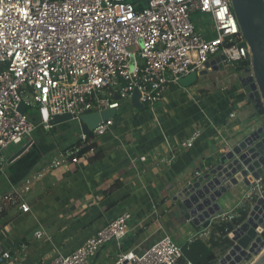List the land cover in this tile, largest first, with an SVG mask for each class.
Returning a JSON list of instances; mask_svg holds the SVG:
<instances>
[{
	"label": "crops",
	"instance_id": "crops-1",
	"mask_svg": "<svg viewBox=\"0 0 264 264\" xmlns=\"http://www.w3.org/2000/svg\"><path fill=\"white\" fill-rule=\"evenodd\" d=\"M230 68L170 84L154 112L124 101L95 152L81 155L78 164L51 165L77 140L79 132L69 133L66 122L49 131L38 127L12 161L24 146L7 148L0 175V255L7 251L10 257L0 264H42L68 255L124 213L131 215L126 236L107 242L90 264H115L118 254L142 253L164 235L183 249L199 240L220 259L230 241L215 228L249 213L251 187L240 183L228 190L218 201L221 213L197 230L173 198L198 171L209 170L245 134L264 125L238 82L242 72ZM29 116L39 122L38 114ZM192 137V146L181 148ZM13 193L29 206L28 213L3 200Z\"/></svg>",
	"mask_w": 264,
	"mask_h": 264
},
{
	"label": "built area",
	"instance_id": "built-area-1",
	"mask_svg": "<svg viewBox=\"0 0 264 264\" xmlns=\"http://www.w3.org/2000/svg\"><path fill=\"white\" fill-rule=\"evenodd\" d=\"M145 2L142 6L134 0H0V175L5 150L30 140L38 127L52 129L57 115H70L79 133L51 165L66 160L78 164L81 150L94 153L92 146L114 124L110 118L100 121L85 134L83 116L116 111L131 101L134 91L138 102L154 112L170 84L206 69L216 57L223 56L225 67L235 69L249 62L229 0ZM195 13L210 18L214 37L207 39L197 31L191 19ZM245 70H240L242 78L250 75ZM28 108L37 111L38 123L26 113ZM233 117L231 113L229 118ZM193 141L194 137L183 142L181 148L191 147ZM263 195L264 180L251 187L247 199ZM3 200L23 213L30 210L15 193ZM130 219L128 213L118 216L72 253L42 264H90L107 242L126 236ZM183 254V247L164 235L142 253L118 254L115 264H178ZM9 257L7 251L0 255Z\"/></svg>",
	"mask_w": 264,
	"mask_h": 264
},
{
	"label": "water",
	"instance_id": "water-1",
	"mask_svg": "<svg viewBox=\"0 0 264 264\" xmlns=\"http://www.w3.org/2000/svg\"><path fill=\"white\" fill-rule=\"evenodd\" d=\"M141 1V0H134ZM240 33L249 51L250 74L240 78L249 101L258 115L264 116V1L229 0ZM143 5H146L144 1ZM223 56L216 57L205 65L204 70L192 73L189 77L205 75L207 69L217 72L225 68ZM187 77V76H186ZM185 78V77H184ZM139 94L134 91L131 103L143 108L138 102ZM21 114L25 106L19 107ZM112 110L88 114L81 119V130L88 134L100 121L114 114ZM70 115H57L52 124L70 121ZM29 145L22 147L11 160L23 153ZM195 179L187 183L173 198L177 208L196 230L211 225L212 217L221 213L218 201L228 190L242 183L246 188L264 180V125H260L239 140L235 146L221 154L214 165L204 173L197 172ZM229 250L211 264H264V195L256 199L246 219L230 232Z\"/></svg>",
	"mask_w": 264,
	"mask_h": 264
},
{
	"label": "trees",
	"instance_id": "trees-1",
	"mask_svg": "<svg viewBox=\"0 0 264 264\" xmlns=\"http://www.w3.org/2000/svg\"><path fill=\"white\" fill-rule=\"evenodd\" d=\"M249 65V62H243L239 67L238 71L245 70L246 67ZM77 145V144H76ZM95 147L96 146H92ZM89 148H84L78 154V157L88 152ZM98 155V154H97ZM1 215V213H0ZM238 217L233 219L231 223L221 224L217 226L215 229L227 239V234L231 232L234 227L240 225L247 217L248 213L246 211L240 212L237 214ZM225 250V249H224ZM184 259L180 261L185 264L188 261L190 264H211L212 261L216 260V256L212 252L211 248L206 247L201 241L195 240L184 247L183 249ZM185 261V262H184Z\"/></svg>",
	"mask_w": 264,
	"mask_h": 264
},
{
	"label": "rangeland",
	"instance_id": "rangeland-1",
	"mask_svg": "<svg viewBox=\"0 0 264 264\" xmlns=\"http://www.w3.org/2000/svg\"><path fill=\"white\" fill-rule=\"evenodd\" d=\"M191 19H192V22L195 25L197 31L200 34L204 35L205 38L209 39V38L214 37V35H213L214 33H213L212 28H211V22L208 20V17L206 15H202L200 13H195V14L192 15ZM231 68L235 72H237L234 67H231ZM26 113L29 114V115H33V114L36 115L37 114L34 110H32L30 108L27 109ZM66 123L69 124V130H68L69 133H71V132L72 133H78L79 132V127L77 126V124L75 122L68 121ZM21 146H24V143L20 144L19 146H14V147H16V149H19ZM13 149H15V148H13ZM256 199L257 198L255 197L253 200H251V199L248 200L249 201L248 208H250L252 205L255 204ZM248 208H247V210H248ZM228 250H229V247H228V249L223 250L224 253L221 252V255H222V253L225 255ZM179 264H183V263L181 262ZM241 264H249V262H242Z\"/></svg>",
	"mask_w": 264,
	"mask_h": 264
}]
</instances>
